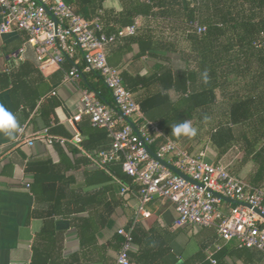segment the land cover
Instances as JSON below:
<instances>
[{
	"label": "crops",
	"instance_id": "0c3cea01",
	"mask_svg": "<svg viewBox=\"0 0 264 264\" xmlns=\"http://www.w3.org/2000/svg\"><path fill=\"white\" fill-rule=\"evenodd\" d=\"M127 1L105 0L103 8L117 14ZM177 10L171 11L176 14ZM166 21L156 15H138L134 40L108 47V63L135 83L165 70L173 76L182 72L185 62L179 51L150 49L180 44L175 23ZM26 39L23 32L0 36V102L14 113L19 128H24L14 139L0 133V264H116L122 241L119 229L133 232L132 264H244V253L236 243L223 241L214 228L176 226V212L169 202L146 204L147 219L138 214L137 187H128L130 192L122 196L120 179L95 166L71 138L61 134L65 130L73 135L67 121L80 108L85 82L67 83L62 67L41 66ZM73 62L82 68L80 56ZM84 75L89 77L87 88L113 107L99 76ZM133 88L137 101L163 91L149 83ZM164 93L171 102L178 100L174 89ZM82 120L84 124L88 119ZM45 131L66 142L45 143L41 139ZM31 139L34 145L29 147ZM179 140L188 141L184 149L194 155L204 152L207 163L229 168L238 159L237 155L229 162L218 160L206 144L187 137ZM43 163L50 165L48 170L36 169ZM29 166L35 171H27ZM37 175L53 189L51 200L35 196L32 185Z\"/></svg>",
	"mask_w": 264,
	"mask_h": 264
},
{
	"label": "trees",
	"instance_id": "16d2710c",
	"mask_svg": "<svg viewBox=\"0 0 264 264\" xmlns=\"http://www.w3.org/2000/svg\"><path fill=\"white\" fill-rule=\"evenodd\" d=\"M64 1L88 21L101 13L107 34L135 25L136 17L141 14L156 15L175 23L180 44L173 48L160 45L150 49L179 51L185 69L176 76L169 70L161 71L154 78H142L136 83L121 73L123 85L132 94L137 84L162 87L163 91L142 101L134 98L145 118L183 148L188 141L179 140L184 137H176L172 128L190 121L197 134L189 139L206 144L218 160L236 150L239 156L229 169L231 174L249 186L264 190V0H128L123 11L117 14L103 8L105 0ZM173 8H178L179 12L174 14ZM195 23L205 28V32L198 34L193 28ZM137 32L136 28L133 35L118 39L108 47L134 40ZM73 66V60H66L61 67L67 72ZM83 66L77 68L88 89L89 77L84 75ZM170 89L178 93L176 102H171L164 93ZM101 96L96 97L104 104ZM82 121L78 125L81 149L93 156L109 150L111 140L106 130L93 127L89 120L84 124ZM61 134L72 138L65 130ZM160 143L161 139L150 148L156 151ZM49 167L43 163L36 169L48 170ZM245 167L247 172L243 173ZM34 168L29 166L27 171H35ZM101 170L114 174L124 186H136L138 192L139 187L122 172L120 162ZM39 183L42 186L36 189ZM32 187L37 198L52 199L53 189L38 175ZM131 235L133 238L132 231ZM119 245L121 247V240ZM237 248L244 253V264H264V256L259 251Z\"/></svg>",
	"mask_w": 264,
	"mask_h": 264
},
{
	"label": "built area",
	"instance_id": "2783aa9c",
	"mask_svg": "<svg viewBox=\"0 0 264 264\" xmlns=\"http://www.w3.org/2000/svg\"><path fill=\"white\" fill-rule=\"evenodd\" d=\"M57 19L55 23L46 12ZM2 20L0 36L13 32L27 35L26 44L35 53L41 66H62L66 60L81 57L84 73H97L109 91L113 107L97 99L88 89H80V108L67 123L73 131L70 141L98 168L111 163H121V170L129 176L138 189L140 207L138 214L149 218L144 206L154 200L169 202L176 212L175 225L214 228L225 242H235L239 248L259 251L264 256V190L249 186L243 179L231 174L223 164L207 163L204 152L194 155L160 132L158 126L147 120L133 94L123 85L121 71L108 63L106 49L118 39L133 35L136 26H128L114 34H107L101 13L91 21L76 14L64 0H0ZM198 34L205 28L193 24ZM20 52H23L21 50ZM81 74L74 66L65 73L64 81L76 84ZM129 118L136 126L147 146L161 143L155 154L165 160L204 188L191 184L154 160L145 150L139 136L124 121ZM87 117L90 124L105 129L111 140L110 149L93 156L80 147L81 135L78 124ZM24 128H19L21 135ZM42 141L64 144L65 139L45 131ZM32 147L34 140H28ZM29 187V185H26ZM207 189L222 197L245 203L226 205ZM129 188L122 186L121 195ZM254 210L260 212L257 214ZM121 247L116 264H132L130 253L133 247L131 230L119 229Z\"/></svg>",
	"mask_w": 264,
	"mask_h": 264
},
{
	"label": "clouds",
	"instance_id": "9594fccd",
	"mask_svg": "<svg viewBox=\"0 0 264 264\" xmlns=\"http://www.w3.org/2000/svg\"><path fill=\"white\" fill-rule=\"evenodd\" d=\"M18 121L7 106L0 102V133L6 135L9 139H14L15 133L18 131ZM172 133L176 137L192 138L197 134V129L192 126L190 121H184L172 128Z\"/></svg>",
	"mask_w": 264,
	"mask_h": 264
},
{
	"label": "water",
	"instance_id": "95a60500",
	"mask_svg": "<svg viewBox=\"0 0 264 264\" xmlns=\"http://www.w3.org/2000/svg\"><path fill=\"white\" fill-rule=\"evenodd\" d=\"M46 12L47 14L49 15V17L52 19V21H54L55 23L57 22V19L53 16V14L46 9ZM122 116V115H121ZM124 121L134 130L135 134H137L145 148V150L147 151V153L154 159L156 160L157 162H159L162 166L168 168L171 172H173L174 174L180 176L181 178H183L184 180H186L187 182L191 183V184H194V185H197L201 188H204V186L202 184H199L198 182H195L193 181L191 178H189L187 175H185L184 173H182L181 171H179L177 168H175L174 166H172L171 164L167 163L165 160L161 159V158H158V156L155 154V152L145 144L144 140L141 138L136 126L133 124V122L127 118V117H124L122 116ZM207 191L209 193H211L213 196L221 199L223 202L225 203H230L232 205H241V206H245V207H248L250 208L249 205L245 204V203H242V202H238L236 200H231V199H228V198H225V197H222L221 195H219L218 193H215L213 192L212 190L210 189H207ZM257 214L260 215V212H258L257 210H254Z\"/></svg>",
	"mask_w": 264,
	"mask_h": 264
},
{
	"label": "rangeland",
	"instance_id": "374dc122",
	"mask_svg": "<svg viewBox=\"0 0 264 264\" xmlns=\"http://www.w3.org/2000/svg\"><path fill=\"white\" fill-rule=\"evenodd\" d=\"M237 155L239 156V154L237 153V151L236 150H233L230 153H228L226 156H224L223 157L224 158L223 160L229 162L231 159L237 157ZM229 169L231 170V167H229ZM245 172H247L246 167L243 169V173H245Z\"/></svg>",
	"mask_w": 264,
	"mask_h": 264
}]
</instances>
